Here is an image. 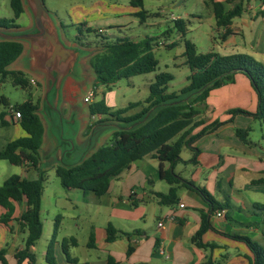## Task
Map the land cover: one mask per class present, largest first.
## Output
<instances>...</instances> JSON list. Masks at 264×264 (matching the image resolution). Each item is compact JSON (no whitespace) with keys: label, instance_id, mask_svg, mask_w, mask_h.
Segmentation results:
<instances>
[{"label":"crops","instance_id":"crops-1","mask_svg":"<svg viewBox=\"0 0 264 264\" xmlns=\"http://www.w3.org/2000/svg\"><path fill=\"white\" fill-rule=\"evenodd\" d=\"M214 1L226 4L229 0ZM244 1L243 13L234 18L227 29L217 28L213 8L207 4V0H202L207 8H211L206 18L186 12L183 16H171L163 26L164 23L160 20L149 22L152 17H162L163 10L153 13L146 9L150 16L144 25L157 27L161 35H164V39L154 37L156 42L164 43L162 47L176 48L179 47L178 40L185 35L175 28L172 17L185 21L192 16L201 26L204 23L209 26V29L200 31L197 38L191 40L197 49L198 41L206 42L207 35L211 44L204 53L214 52L223 56L246 54L264 63V0ZM232 7V4L226 5L228 10ZM124 12L120 16L118 8L93 6L88 15L84 16L83 29L90 27L101 34L117 36V32H125L130 28V24L139 20L135 16L137 9L131 4ZM24 13L30 16L25 6ZM55 19L62 42L69 49L76 50V55L70 66L71 71L53 88L51 102L56 110L48 114L49 121L41 113L43 98L49 85L48 74L38 68L30 42H21L24 51L8 68L9 71L23 72L28 76L31 88L37 87L42 91V98L38 99V114L45 133L39 154V167L46 172L47 181L44 184L41 207L43 234L32 247V252L36 255L35 264H48L46 252L56 218L60 219V223L53 249L55 264H107L110 257L120 264H201L209 259L215 264H248V257H252L248 246L226 234L247 236L264 246V212L253 208L254 204H264V135L261 142L250 139V133L257 130V122L262 125L264 123L243 114L229 121L230 110L256 112L258 99L250 80L244 74L238 73L233 83L212 90L204 104H197L203 110L198 117L205 119L206 123L194 130L192 135L198 134L204 127L215 122L225 124L215 132L205 134L193 144L194 148L199 149L196 163L190 162L194 153L185 147L181 152L182 162L174 169L184 180L204 187L217 202L224 204L230 198L235 200V203L231 204L233 211L230 219L226 217V210L223 217L216 216V211L209 215L212 229L203 235L202 240L205 244L216 245V248H198L191 239L201 226V213L209 214L211 207L195 191L182 186L177 192L176 204L161 205L157 194L168 193L170 186L160 178V162L153 156H146L132 163L111 181L107 194L102 197H96L92 193L85 195L82 190H67L63 187L65 193L60 189L53 194L46 193L50 173L56 174L57 166L80 162L83 157L85 159L99 147L109 143L116 128V124L101 123V116H91L89 113V104L98 101V95L102 87H105L94 86L95 75L90 66V59L97 53V48L84 46L83 38H65L63 24L58 18ZM31 27L32 24L29 27L19 26L17 29L3 30L19 32ZM174 28L179 35L177 39L170 40L169 32ZM185 30V33L190 32L186 22ZM222 35L225 37L222 38ZM184 51L185 44L184 49L178 48L174 67H186L189 70L186 59H182L179 64L176 62L184 57ZM149 81L150 88L153 82ZM91 92V102L86 103L84 99ZM79 102H83V107L79 106ZM0 103L4 105L9 101L5 96H0ZM9 106L11 105L0 111V115L3 114L2 118L0 116V124H12L14 128L19 127L22 130L20 120L10 119L7 112ZM90 126L92 129L88 132ZM237 128L249 129L247 143L236 136ZM21 133L26 135L23 130ZM15 139L17 138L9 142ZM14 166L18 170L10 176L16 174L22 178L37 179V171L29 163ZM169 168L170 164L164 163V169ZM8 177L2 178L0 185ZM45 202L50 205L51 211L44 209ZM181 204L184 207H181ZM15 208L14 219L9 224L0 222V250H6L8 264H18L16 253L24 249L25 240L29 235L28 227L19 220L27 208L26 202L15 203ZM4 213L5 210L0 206V217ZM44 213L47 214L45 219ZM45 223L48 225V236L44 239ZM159 223L163 226L160 227ZM109 224L118 231L117 239L111 243L107 241L106 228ZM42 240L45 246L39 258L37 246ZM128 248L132 249L129 255ZM22 264L30 263L25 260Z\"/></svg>","mask_w":264,"mask_h":264},{"label":"trees","instance_id":"trees-1","mask_svg":"<svg viewBox=\"0 0 264 264\" xmlns=\"http://www.w3.org/2000/svg\"><path fill=\"white\" fill-rule=\"evenodd\" d=\"M131 6L137 9L135 16L140 23L144 24L149 18V12L144 7V0H131ZM215 15L216 26L219 29H227L234 18L239 17L244 11V0H229L226 4L210 0L209 3ZM232 4V9L226 5ZM13 10V18L10 20L0 19V29H17V20L24 13L23 0H10ZM175 28L185 35V21L174 22ZM78 28L80 40L86 37L83 44L86 47H95L98 52L90 59V66L95 75L94 86L111 85L123 79L135 76L151 74L157 71L159 61L153 51L159 46L154 37H147L141 41H134L129 37L103 35L99 31L87 28L83 24ZM95 35L94 41L90 40ZM225 36L222 35V38ZM184 57L190 70L187 77L188 84L179 92H169V84L174 77L168 72L156 74L154 82L150 85L149 96L144 102L131 103L128 106L113 110L104 100L89 104L91 116H101L99 122H112L116 124L109 143L99 147L81 163L74 166L59 165L56 175L60 184L67 190H82L83 193H92L96 197L107 194L110 183L130 167L136 161L146 156H153L160 162L159 174L170 189L168 193H158L161 205L172 206L177 203L179 188L187 187L200 195L211 207L210 213H201V226L192 237V243L202 249L216 248L214 244L203 243V235L212 229L210 216L215 211L226 210V217L230 219L228 211L232 210L230 203L221 204L201 186L194 182L184 180L174 169L182 162L181 152L188 147L193 151L191 163L197 162L199 149L193 144L205 134L215 132L225 122H215L204 127L198 134L192 135L193 131L206 123L205 119H197L202 109L197 104H204L210 92L225 84L233 83L238 73L244 74L254 88L258 106L255 113L241 109L230 110L232 121L237 115L243 114L253 117L264 123V63L256 60L251 55L234 54L220 55L214 52L201 53L191 41H185ZM24 45L17 41H0V78L10 77L15 86L24 89L31 88V82L20 71H9L12 65L23 53ZM5 103L4 106H8ZM204 106V105H203ZM21 112L20 127L26 133L24 137L8 142L0 150V161L6 160L11 165L29 163L38 174L37 179L22 178L19 175L8 177L0 185V206L5 213L0 217V222L9 224L14 219L16 211L15 203L26 202L27 208L19 219L29 230L25 240L24 249L16 253L18 264L28 260L30 264L36 263V255L32 247L41 239L43 234V222L41 218L42 196L47 174L39 167L40 149L44 138V125L38 114L39 100L37 103L26 101L15 106ZM136 112L131 113L133 110ZM1 118L3 114L0 115ZM92 126L88 127V132ZM236 136L247 143L249 129L237 128ZM164 163H169L170 168L164 169ZM254 209L264 212V204H254ZM54 231L46 252L48 264H55L54 244L59 231L60 219L54 222ZM107 241L114 242L118 231L109 224L106 228ZM234 240L244 242L252 257H248V264H264V246L247 236L226 234ZM66 253V250L64 249ZM132 252L128 248L127 254ZM6 250H0L1 264H8ZM74 262V261H72ZM107 264H120L111 257ZM201 264H215L211 259Z\"/></svg>","mask_w":264,"mask_h":264},{"label":"rangeland","instance_id":"rangeland-1","mask_svg":"<svg viewBox=\"0 0 264 264\" xmlns=\"http://www.w3.org/2000/svg\"><path fill=\"white\" fill-rule=\"evenodd\" d=\"M131 0H44L45 8L52 14V16L58 18V20L63 24V33L65 38L68 39H76L80 36V32L78 28L81 26L80 24L84 23V16L88 15L89 9L93 6H110V9L118 8L120 10V16L125 12L124 10L130 7ZM210 3V0H207V4ZM145 9L150 10L153 13L159 12V10H163V16L159 18H150L149 22L160 20L165 25L171 16H183L186 12L191 13L194 16H202L203 18L208 17L211 8H207L202 0H144ZM107 11V10H106ZM105 11V12H106ZM110 12V11H108ZM13 18V10L10 6V0H0V19L10 20ZM137 19V18H135ZM187 28L190 32L185 33V37L178 40L179 47L184 49V41H191L193 38H197L198 33L204 29H209L207 23H204L203 26L197 21L194 20L191 16L188 20H185ZM170 23V22H168ZM32 24V20L27 13H23L20 18L17 20V25L20 27H29ZM167 25V24H166ZM129 29L123 33L117 32L116 38L129 37L134 41H141L147 37H155L159 39H164V35H161V32L157 27H147L144 24L140 23V20L134 21V23L129 25ZM170 40L177 39L179 33L173 29L172 32H169ZM105 35V34H103ZM217 40L219 41V37L216 34ZM84 40L86 37H82ZM97 38L94 34L90 36V40L94 41ZM108 38H112L111 35H108ZM206 42L198 41V51L206 52V48L211 44L208 36L205 35ZM192 42V41H191ZM160 44V42H156ZM159 46H157L154 50V55L159 61V66L156 72L148 74L135 76L131 79H123L117 84H115L112 88L102 87L100 94L98 95V101L104 100L106 104L111 107L113 110H118L124 108V106H128L131 103H139L144 102L145 99L149 96V84L150 81L154 82V75L160 72H169L174 80L169 84L170 92H179L183 87L188 84L187 76L189 75V70L186 67L175 68L174 67V57L178 52V48H168L167 46L164 48V43L161 42ZM193 43V42H192ZM98 52V50H95ZM182 59L185 57L179 58L176 62L179 64ZM28 78L27 75H25ZM29 79V78H28ZM0 96H5L9 104L13 107L23 104L26 101H33L37 103L39 98H42V91L37 88H29L24 89L19 86H15L10 77L0 78ZM83 98V97H82ZM97 102V101H96ZM125 103V105H122ZM79 106L83 107V102H79ZM88 106V105H87ZM85 106V109H87ZM5 106L0 103V111L4 110ZM137 110L131 111V113L136 112ZM200 117H197L199 119ZM257 130L255 132L250 133V139L254 142H261L262 136L264 135V124H259L257 122ZM262 125V130L260 126ZM21 129L19 127L14 128L12 124L1 125L0 124V150L4 148V146L9 142V140L23 137V133H21ZM109 131V130H104ZM18 133V134H17ZM17 134V136L15 135ZM184 157L186 154L183 155ZM15 170H18L14 165H11L6 160L0 161V180L2 178H6L10 176ZM50 178L46 183V193L51 192L52 194L57 192L60 189L63 193L66 192L60 184V180L57 175L50 173ZM1 184V181H0ZM228 203L234 204L235 200L230 198L227 200ZM50 205L45 202L44 209H50ZM232 210L228 211L230 215L232 214ZM47 217V214L44 213V219ZM64 229L66 230V224L64 225ZM48 225L45 223V233L44 239L47 238ZM44 240L39 242L37 246L38 257L41 258V254L44 250Z\"/></svg>","mask_w":264,"mask_h":264},{"label":"water","instance_id":"water-1","mask_svg":"<svg viewBox=\"0 0 264 264\" xmlns=\"http://www.w3.org/2000/svg\"><path fill=\"white\" fill-rule=\"evenodd\" d=\"M23 5L31 16L32 27L19 32L0 29V41H27L31 43L38 68L48 74L49 85L43 98L41 113L49 121L48 114L56 110L51 102L53 88L71 71L70 66L75 61L76 50L69 49L62 42L56 19L45 8L44 0H23ZM83 160L84 157L80 162L61 165L74 166Z\"/></svg>","mask_w":264,"mask_h":264},{"label":"built area","instance_id":"built-area-1","mask_svg":"<svg viewBox=\"0 0 264 264\" xmlns=\"http://www.w3.org/2000/svg\"><path fill=\"white\" fill-rule=\"evenodd\" d=\"M172 20H173V21H176L177 19H176L175 17H172ZM160 44H162V43L160 42ZM160 44H158V45H160ZM32 82L34 83V81H32ZM92 97H93V93L91 92V93H89V94L85 97L84 101H85L86 103H89V102H91ZM7 112H8V114H9L11 120H15V121H16V120H20V118H21V112H19L15 107H13V106H9V107L7 108ZM180 206H181V207H184L183 204H181ZM223 213H224V211H216V216H218V217H223V215H224ZM159 226L162 227L163 224H162V223H159ZM160 252H161L162 254L164 253L162 249H160Z\"/></svg>","mask_w":264,"mask_h":264}]
</instances>
